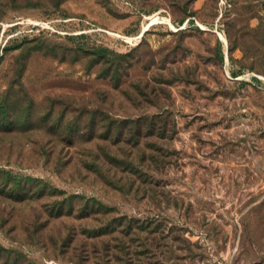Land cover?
<instances>
[{"label": "rangeland", "instance_id": "obj_1", "mask_svg": "<svg viewBox=\"0 0 264 264\" xmlns=\"http://www.w3.org/2000/svg\"><path fill=\"white\" fill-rule=\"evenodd\" d=\"M95 111L168 112L154 191L78 164ZM133 263L264 264V0H0V264Z\"/></svg>", "mask_w": 264, "mask_h": 264}, {"label": "trees", "instance_id": "obj_2", "mask_svg": "<svg viewBox=\"0 0 264 264\" xmlns=\"http://www.w3.org/2000/svg\"><path fill=\"white\" fill-rule=\"evenodd\" d=\"M194 1L195 0H189V3L192 4ZM190 14V16L195 17L193 13ZM126 56L127 55L123 54L119 55L121 58ZM96 60L98 63H100L101 60H105V64L106 62H111L110 68L118 73L127 59ZM9 114L10 112L8 110L7 112L2 113V116ZM169 118L170 116L167 111L158 114L155 113L151 116H140L136 119L116 117L112 112L103 113L95 111L88 117L82 115V117H78L72 123L68 124L64 128L63 143H69L66 145L72 147H75L76 145L77 147H82L75 141L77 135L78 138H84L87 136L88 138L85 139L87 142L96 140V145L97 141L104 142L105 144L101 146L100 150L96 149V152L93 155L90 154L93 158L95 156L92 165H88L82 161L78 164L81 167H86L87 175L94 174L95 176L97 175V177H100L105 185L112 186L118 190H123L127 186L130 190L136 189L137 192L144 190V193L146 194L149 192V189L154 191L153 187L148 185L147 172L157 173L159 167L166 164V158L161 151L162 149L156 148L151 144L156 143L158 139H172V135L169 134H172L174 126ZM50 130L53 132L59 131L54 128ZM100 131H102V133H100ZM61 135L62 134L59 133V136ZM147 142H150V145H148ZM115 147L117 148L112 149ZM141 178L145 179L142 180ZM17 184L18 190L11 191L8 194L19 198L18 196L21 195L23 191L25 192V187H21L20 181H18ZM43 195L44 191H40L39 196ZM75 198L76 197H70L67 200H70L71 203ZM94 202L98 207L96 212L108 214L111 211L109 208H105L107 211L102 210L101 207H103V204L97 201ZM70 206L72 207L71 204ZM61 214L63 213L61 212ZM130 229L120 232L123 235L125 232V235L129 236L131 235ZM105 235L106 233L101 230L93 237L97 239L98 237L101 238ZM146 241L147 239L144 240V242ZM193 255H195L194 252L192 253V256ZM200 257L204 258L202 254H200Z\"/></svg>", "mask_w": 264, "mask_h": 264}, {"label": "built area", "instance_id": "obj_3", "mask_svg": "<svg viewBox=\"0 0 264 264\" xmlns=\"http://www.w3.org/2000/svg\"><path fill=\"white\" fill-rule=\"evenodd\" d=\"M160 19V17H158V20Z\"/></svg>", "mask_w": 264, "mask_h": 264}, {"label": "water", "instance_id": "obj_4", "mask_svg": "<svg viewBox=\"0 0 264 264\" xmlns=\"http://www.w3.org/2000/svg\"><path fill=\"white\" fill-rule=\"evenodd\" d=\"M145 32V31H144ZM144 32L142 33V35L144 34Z\"/></svg>", "mask_w": 264, "mask_h": 264}, {"label": "crops", "instance_id": "obj_5", "mask_svg": "<svg viewBox=\"0 0 264 264\" xmlns=\"http://www.w3.org/2000/svg\"><path fill=\"white\" fill-rule=\"evenodd\" d=\"M145 32H146V31H145ZM145 32H144V33H145ZM143 35H144V34H143ZM143 35H142V36H143Z\"/></svg>", "mask_w": 264, "mask_h": 264}]
</instances>
